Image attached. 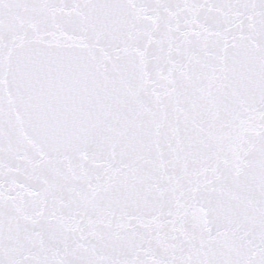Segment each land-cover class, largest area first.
<instances>
[{"label":"snow or ice","instance_id":"1","mask_svg":"<svg viewBox=\"0 0 264 264\" xmlns=\"http://www.w3.org/2000/svg\"><path fill=\"white\" fill-rule=\"evenodd\" d=\"M0 264H264V0H0Z\"/></svg>","mask_w":264,"mask_h":264}]
</instances>
